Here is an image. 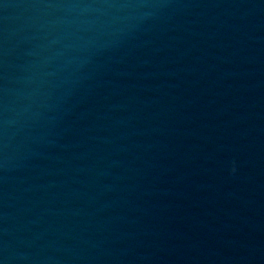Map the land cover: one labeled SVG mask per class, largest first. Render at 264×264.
Here are the masks:
<instances>
[{"label": "water", "instance_id": "1", "mask_svg": "<svg viewBox=\"0 0 264 264\" xmlns=\"http://www.w3.org/2000/svg\"><path fill=\"white\" fill-rule=\"evenodd\" d=\"M0 264H264V0H0Z\"/></svg>", "mask_w": 264, "mask_h": 264}, {"label": "clouds", "instance_id": "2", "mask_svg": "<svg viewBox=\"0 0 264 264\" xmlns=\"http://www.w3.org/2000/svg\"><path fill=\"white\" fill-rule=\"evenodd\" d=\"M233 171H235V169H233Z\"/></svg>", "mask_w": 264, "mask_h": 264}]
</instances>
